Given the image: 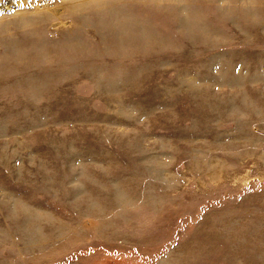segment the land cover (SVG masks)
Masks as SVG:
<instances>
[{
    "label": "rangeland",
    "instance_id": "374dc122",
    "mask_svg": "<svg viewBox=\"0 0 264 264\" xmlns=\"http://www.w3.org/2000/svg\"><path fill=\"white\" fill-rule=\"evenodd\" d=\"M0 264H264V0H0Z\"/></svg>",
    "mask_w": 264,
    "mask_h": 264
}]
</instances>
